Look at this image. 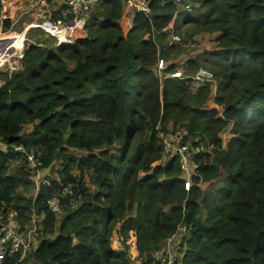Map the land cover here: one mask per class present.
<instances>
[{
	"label": "trees",
	"instance_id": "obj_1",
	"mask_svg": "<svg viewBox=\"0 0 264 264\" xmlns=\"http://www.w3.org/2000/svg\"><path fill=\"white\" fill-rule=\"evenodd\" d=\"M189 1L185 11L149 0L150 13L134 12L123 32L121 3L102 0L84 36L0 61V210L22 227L38 216L36 247L20 264H126L129 230L145 264L178 224L188 230L181 264H264V0ZM188 23L202 43L181 65L190 74L171 75L175 63L158 73L157 59L180 40L168 42L166 30L180 36ZM200 64L213 91L210 81L188 83ZM169 120L197 137L192 145H212L192 154L187 190L176 158L160 163L156 128ZM18 146L43 171L63 165L32 198L20 196L33 181ZM220 168L215 188L201 192ZM53 195L58 217L46 204ZM116 224L121 252L110 246Z\"/></svg>",
	"mask_w": 264,
	"mask_h": 264
},
{
	"label": "built area",
	"instance_id": "obj_2",
	"mask_svg": "<svg viewBox=\"0 0 264 264\" xmlns=\"http://www.w3.org/2000/svg\"><path fill=\"white\" fill-rule=\"evenodd\" d=\"M4 1V0H2ZM102 0H33L28 1V9L40 13V16L35 20H30L29 24L34 21L41 30L54 34L49 31L46 26H64L66 34L70 35L71 40L76 36H84V25L92 17L100 18L96 15V11ZM121 5V13L128 14V23L131 24L132 15L134 12H141L144 15L150 13L149 0H118ZM174 4L180 5V8L186 11L191 10V3L189 0H165ZM4 7V5L2 6ZM3 9V8H2ZM25 12V11H24ZM121 16V14H120ZM27 27V24H25ZM25 27V28H26ZM130 27V26H129ZM79 31L76 35H71L73 32ZM57 41L64 40L63 37L55 35ZM73 36V37H72ZM178 36L171 34L168 42L177 41ZM2 59L0 61H5ZM165 67L163 59L159 58L156 62V69L159 70ZM171 75H180V72L175 70ZM199 80H213L211 73L205 69L198 68L194 71L191 79ZM188 131L185 127L162 130L156 128V139L160 145L161 161L168 162L172 158H176L178 167L180 169L182 178L184 179V189L187 190L190 184V176L195 164L189 160V144L187 142ZM190 135V134H189ZM194 153L203 152V144L201 141L193 144ZM0 148L6 149L7 146L0 141ZM14 149L22 154L26 168L32 174V181L36 186H46L48 178L46 177L48 171H43L40 168V163L35 161L32 154L26 152L21 146L14 147ZM68 192L66 188L60 190V194ZM59 194V195H60ZM59 195H53L46 199L47 207L57 217L60 213ZM30 216V225L32 217ZM187 229L183 224H178L173 233L163 238L159 244L154 247L149 254V259L145 264H181V258L184 253V245L182 243L186 236ZM36 221L32 227L24 225L20 226L16 218V212L13 210H0V264H9L14 261L15 264H20L24 259L26 253L36 247ZM139 260V259H138Z\"/></svg>",
	"mask_w": 264,
	"mask_h": 264
},
{
	"label": "rangeland",
	"instance_id": "obj_3",
	"mask_svg": "<svg viewBox=\"0 0 264 264\" xmlns=\"http://www.w3.org/2000/svg\"><path fill=\"white\" fill-rule=\"evenodd\" d=\"M5 1L6 0H4V1L1 0V3H0L1 4V8H0V47H6V48L4 50L5 51L4 55L2 54V57H0V60H2V59L8 60L11 57L21 58L22 53H23V49L27 45L36 44V45H40L42 47H46L49 49H55V47L58 44H60V42H62V43L68 42V41H60V42L57 41V38L55 35H59V34H55L56 31H55L53 25H51V26L46 25V26L49 28V31H51L54 34L45 32V31L41 30L40 28L33 27V26L26 27L24 30V26H25L24 21L29 22L30 20H35V18H37V16L38 17L40 16V13L38 14L35 11L27 10L28 9V6H27L28 1L31 2L33 0H14V2L16 4H13V6H14L13 9L17 10L16 14H14L13 16H10L11 13L7 12V15H9L7 17L11 18L10 23L8 26L3 27L2 18L6 17V9L9 5L8 2H5ZM7 1H9V0H7ZM3 5H4V8L2 7ZM15 5H18V7H15ZM176 6L180 9V5L176 4ZM101 10H102V6L100 4L98 7V10L96 11V15H100ZM196 11L197 10L193 11L194 15L197 14ZM12 18H14V19H12ZM128 18H129L128 14L121 13V16L119 18V25L123 26V28H122L123 32H126L125 28L129 25L128 20H127ZM191 27H192V23L183 24L180 26V31H183V33L182 34L180 33V36L175 34L178 36V38L180 37V40L177 41V43H178L177 45H175L174 47H172L168 50L169 51V58L164 59L165 65L167 63L177 64L178 68H176V70L180 72V75L190 74V71H183L184 74L181 72V69H183V68H190L188 66V64L186 66H181V65L183 64V61L185 59H187L188 57H192L191 55H194L195 53H197L198 49L202 45L201 40H200V34H195V33L191 34ZM56 29L58 30V33L62 34L58 27H56ZM170 31H173V29L166 30L167 35L171 33ZM78 32L79 31L73 32L71 35H76ZM157 34H158V32L155 31L154 36ZM142 36L147 37L148 35H147V33H143ZM63 37H65V35ZM66 37L68 40H71L69 34H66ZM77 37H81V36H76L75 38H77ZM17 43H19L21 45L20 49H17V51H16L17 53L15 52V54H11L10 50L6 51L11 46H13ZM159 43L163 45V40L160 39ZM2 52H3V50L0 51V53H2ZM155 64H154V66H155ZM15 65L16 64H12V66H15ZM200 67H201V69H205L208 72H210L211 76H212V72L209 70V68L206 65L200 64ZM200 67H198V68H200ZM206 81L211 82L210 85H212L211 86V89H212L213 86L215 85L214 80H212V79H210V80H205V79L195 80L192 78L188 83L195 88L197 85H201ZM212 91H213V89H212ZM210 98H211V96H210ZM182 124L183 123L180 121H178L176 124H173V122H171V120H169L167 123L164 124V130L180 128L179 125H182ZM158 126H160V124ZM226 131L227 130L225 129L224 131H222L220 133L221 138H224ZM196 139H197V137H195V135H192V134H190V135L188 134V138L186 139L188 144H189L188 149H189V160L190 161H192L191 156H192V154H194L192 143L195 142ZM211 146L212 145H208L207 147H204L203 152L204 151H210ZM80 154L83 155L84 152L76 151V152L70 153V155H72L74 157L79 156ZM60 163H61V161H59V160L51 163L50 168L48 169V173H47L48 175H46V176H48L47 177L48 179L50 178L53 180H58L59 177H58L57 172L63 168V165H61ZM160 163H161V165L165 164L162 161ZM194 171L195 170L193 169L191 176L193 174H195ZM72 172L74 174L76 173V171L74 169H72ZM222 175H223V172L220 168L219 172H218V177L216 179H213L211 182L201 180L200 184H199L201 192L207 193V192L213 190L215 188V180H221ZM180 176L182 177L181 172H180ZM191 176H190V178H191ZM32 184L33 185L30 186V188L27 191L20 193V196L25 197V198H32L38 189V186H36L34 182H32ZM203 214H204V212L202 211V215ZM37 219H38L37 215L33 216L32 217L33 221L31 222V225H30L31 220H29L26 225L28 227H32L34 222ZM117 227H118V225L116 224V226L114 227V229L112 231V235L110 237V246L115 252H121L122 251L121 236L117 235V233H116ZM123 243L127 247L125 250V253H124V259H126V264H137L136 262H138V259L143 258L144 254L141 256L140 253L137 251L136 239H135L134 232L132 230H129L127 232V236L124 239Z\"/></svg>",
	"mask_w": 264,
	"mask_h": 264
},
{
	"label": "crops",
	"instance_id": "obj_4",
	"mask_svg": "<svg viewBox=\"0 0 264 264\" xmlns=\"http://www.w3.org/2000/svg\"><path fill=\"white\" fill-rule=\"evenodd\" d=\"M5 2H8V7H7V9H6V17L7 16H9V15H7V12H9V13H11V15L10 16H13L14 14H16V11L17 10H14L13 8H14V6H13V4H16L15 2H14V0H9V1H5ZM15 7H18V5H15ZM4 8V7H3ZM21 10V9H20ZM19 11V10H18ZM7 18H9V17H7ZM120 18V17H119ZM9 19H11V18H9ZM12 19H14V18H12ZM128 20V19H127ZM119 21V20H118ZM25 24H27V27H28V21H24V25ZM36 23L34 22V21H32L30 24H29V26H32V25H35ZM131 24L129 23V25L125 28V29H127V28H129V26H130ZM121 26V25H120ZM25 27L26 26H24V30H25ZM121 28H123V26H121ZM60 32L62 33V34H60V33H58V30L55 32V34H59V35H57V36H60V37H62L63 35H66L65 33H66V31L65 30H60ZM62 35V36H61ZM70 39V38H69ZM67 41H71V40H68L67 39Z\"/></svg>",
	"mask_w": 264,
	"mask_h": 264
},
{
	"label": "bare ground",
	"instance_id": "obj_5",
	"mask_svg": "<svg viewBox=\"0 0 264 264\" xmlns=\"http://www.w3.org/2000/svg\"><path fill=\"white\" fill-rule=\"evenodd\" d=\"M56 27H58L59 28V26H54V29H55V31H57V29H56ZM64 36V35H63ZM62 36V37H63ZM63 39L64 40H60V41H67V37H66V35H65V37H63ZM59 41V42H60ZM60 43H62V42H60ZM20 47H21V45L19 44V43H17V44H15V45H13V46H11L8 50H6V51H11V54H15V52L17 51V49H20ZM5 48L6 47H0V51H2L3 50V52L2 53H0V57H2V54L4 55V50H5ZM17 53V52H16ZM11 56V55H10Z\"/></svg>",
	"mask_w": 264,
	"mask_h": 264
},
{
	"label": "clouds",
	"instance_id": "obj_6",
	"mask_svg": "<svg viewBox=\"0 0 264 264\" xmlns=\"http://www.w3.org/2000/svg\"><path fill=\"white\" fill-rule=\"evenodd\" d=\"M190 2V1H189ZM176 5V4H175ZM181 9V8H180ZM183 10V9H182ZM186 11V10H185ZM170 35H171V33H170ZM175 35V34H174ZM168 36V35H167ZM166 40H167V37H166ZM72 41V40H71ZM71 41H68V42H65V43H69V42H71ZM168 41V40H167ZM176 42V41H175ZM64 43V42H63Z\"/></svg>",
	"mask_w": 264,
	"mask_h": 264
},
{
	"label": "water",
	"instance_id": "obj_7",
	"mask_svg": "<svg viewBox=\"0 0 264 264\" xmlns=\"http://www.w3.org/2000/svg\"><path fill=\"white\" fill-rule=\"evenodd\" d=\"M170 38V34H168V36H167V40Z\"/></svg>",
	"mask_w": 264,
	"mask_h": 264
}]
</instances>
